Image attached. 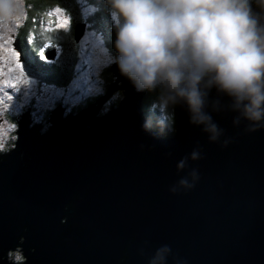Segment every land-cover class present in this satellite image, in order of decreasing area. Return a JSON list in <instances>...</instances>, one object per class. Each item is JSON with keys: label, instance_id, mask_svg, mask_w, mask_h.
Masks as SVG:
<instances>
[{"label": "water", "instance_id": "1", "mask_svg": "<svg viewBox=\"0 0 264 264\" xmlns=\"http://www.w3.org/2000/svg\"><path fill=\"white\" fill-rule=\"evenodd\" d=\"M86 27L76 25L77 42ZM111 70L104 95L68 116L60 105L48 131L29 113L19 120L15 147L0 154V264H264V128L249 131L212 88L203 111L215 140L183 105L162 136L143 127L147 91Z\"/></svg>", "mask_w": 264, "mask_h": 264}, {"label": "clouds", "instance_id": "2", "mask_svg": "<svg viewBox=\"0 0 264 264\" xmlns=\"http://www.w3.org/2000/svg\"><path fill=\"white\" fill-rule=\"evenodd\" d=\"M104 3L115 29V62L138 91H157L158 124L168 119L170 107L183 105L191 122L203 124L204 130L211 134L209 138L215 140L217 126L203 111L208 91L215 88L231 98L241 116L250 122L249 131L264 128V0H104ZM22 8L23 0H0V29H11L14 17L22 15ZM32 45L28 62L35 68L32 50L37 47ZM106 92L104 88L103 93L91 96L97 98L90 104ZM86 103L80 111L90 105ZM153 119L147 117L143 127L148 129ZM165 126L169 133L174 130L170 122ZM191 157L196 159L197 153H191ZM183 166L182 159L177 167ZM192 175L195 178V170ZM186 183L180 180V184ZM161 251L169 249L163 246L157 250V256ZM159 258L161 264H167L164 257Z\"/></svg>", "mask_w": 264, "mask_h": 264}, {"label": "rangeland", "instance_id": "3", "mask_svg": "<svg viewBox=\"0 0 264 264\" xmlns=\"http://www.w3.org/2000/svg\"><path fill=\"white\" fill-rule=\"evenodd\" d=\"M81 1L82 0H79L78 2L80 3ZM89 5L85 4L87 7ZM26 6V0H23L22 15L14 17L15 22L11 29L7 27L0 29V107L5 104H12L14 97L19 90L23 89L22 91H24L25 85H32L35 89L37 88L36 96H38L39 101H41L40 105L46 107L45 110L55 109L56 107L49 108L48 106L50 104L55 106L61 100L62 104L66 108L64 116H68L73 107L77 105L80 106L90 96L99 95L104 92V77L102 72L115 61V58L106 45V39L102 38L103 36L99 34L97 30L90 29L89 26V29L83 39L78 42L80 43L81 51L78 57V65L75 67L77 74L71 83L65 88H58L57 85L53 84L44 88L36 87V83L32 82L27 77V74L23 72L24 68L18 60L19 57L12 51L11 45V37L18 32V25H22L26 18ZM87 7L82 10L85 19L87 18V15L91 13H88L90 10L87 9ZM56 9H61L62 12L60 17H56L54 19L52 14L55 13ZM64 17H66L69 21L67 28H56V20ZM46 18V21L44 19L40 24L45 30L60 29L69 32L73 25L72 17L63 7L60 6H55L54 9L47 11ZM85 19L84 22H87ZM98 21L99 20H97V22ZM87 23L90 25L93 24V22L90 23L89 21ZM34 35V33L30 34V36ZM8 56H11L14 63L12 67L7 59ZM33 91H31L32 94ZM24 95L26 94L24 93ZM119 98L120 95L116 93L112 101H109L102 107L101 113H106L110 109L113 102ZM52 115L53 113L51 116ZM35 118L38 120L37 116H35ZM10 124L11 123L9 122H2V124H0L1 145L6 144L10 138V132L13 130L12 125ZM44 128V131L49 129L48 126ZM11 257L16 258V261L21 260L20 255L16 254L15 251L11 252Z\"/></svg>", "mask_w": 264, "mask_h": 264}, {"label": "trees", "instance_id": "4", "mask_svg": "<svg viewBox=\"0 0 264 264\" xmlns=\"http://www.w3.org/2000/svg\"><path fill=\"white\" fill-rule=\"evenodd\" d=\"M79 0H26V18L22 25H20L19 28V35L18 37L25 40L29 34L34 33L36 35V43L34 44L39 49H41L42 43H46L44 39H49L52 41L54 46H50V48H60V54L61 56L55 61L53 64H49L43 60V58H39V53L32 50L35 53V56L33 60L35 61V68L33 70H36L38 73L35 74V76L38 78L37 83L41 86H44L42 83L46 84H54L57 86H64L67 87L71 81L75 78V67L77 66L79 55H80V43L76 40V25L80 22H83L85 19L84 13L82 10L86 8L87 6L83 5L82 3L78 2ZM85 1L89 6L87 9L90 11L89 15H87L89 22H93V24L90 25V29H95L98 32L103 31L105 34H102V38L106 39V43L110 45V49H113V52L116 53V49L114 47V40L112 38L108 37L107 31H111L110 26V20L108 11L106 9L108 6L104 3V0H83ZM94 5H100L101 8V18H103L104 23L101 24V20L99 19V15L97 11H95ZM55 6H60L67 11V13L72 17V28L69 32L60 30V29H53V30H45L43 27H41L42 20L46 18V12L49 10L54 9ZM86 9V10H87ZM98 18V22H97ZM47 19V18H46ZM45 19V21H46ZM89 29V26H87ZM100 34V33H99ZM28 39V38H27ZM30 47V45H29ZM31 48V47H30ZM32 49V48H31ZM34 64V62H33ZM32 66L31 64H29ZM110 65L108 68H106L102 73L104 77V84H105V92L110 88L112 83L116 80V77L114 76ZM30 67V69H32ZM118 94L120 95V98L113 102V105H118L119 102L123 98V92L121 90L118 91ZM99 97V96H98ZM94 99H90L87 103L91 102ZM156 98H157V91H147L146 97H145V111L147 113V117L152 116L154 117L152 128L153 130L160 135L166 136L168 131L166 128L167 123H171L173 127V131H175L179 124V114H178V106H175V108H169L168 110V119L161 121L159 124L156 122L159 118V112L156 109ZM78 111V109H77ZM14 135V134H13ZM12 140V138H11ZM11 140L8 143V147L10 145L12 146ZM13 148V147H11ZM12 150V149H11ZM16 254L20 255L21 260L17 261L22 262L24 261V256L22 253L15 251ZM10 259L11 258V252L9 253Z\"/></svg>", "mask_w": 264, "mask_h": 264}, {"label": "flooded vegetation", "instance_id": "5", "mask_svg": "<svg viewBox=\"0 0 264 264\" xmlns=\"http://www.w3.org/2000/svg\"><path fill=\"white\" fill-rule=\"evenodd\" d=\"M94 8H95V11L99 12L98 13L99 19L101 20V24L103 25V23H104L103 18L104 17L101 18V13H100L102 6L94 5ZM106 11H108V8L106 9ZM107 13L109 15V12H107ZM97 20H98V18H97ZM109 20H110V26L112 28H111V31H107V34H108L109 38H112L113 40H115V29H114L113 22H112L110 16H109ZM100 32L103 35L105 34V32H103V31H100ZM18 39L20 40V43H21V47H22L23 56L25 58V61H22L20 59V53L18 51L15 50L14 52L19 57L18 60L24 68L23 72H25L27 74V77L31 81L36 80L33 75H35L37 72L33 69H30L31 66L28 63V61L30 60V57H31V51L29 49V43L27 41V38H25V40H24V39L18 37L17 35H13V42L14 41L16 42ZM32 39L36 41V38H32ZM44 41L48 44V46H49V43L51 44V46L52 45L54 46V44L52 43L51 40L44 39ZM109 47H110V45H109ZM110 50H111L113 56L115 57V54L117 52L114 53L113 49H110ZM7 59L10 63V66L12 67V65L14 63L11 59V56H8ZM22 90H19L16 93V95L14 97V101L12 104H5V105L0 107V124H2V122H9V123H11L10 125H12V129H13L10 132V138H9L8 142L4 145H1V142H0V154L6 153L15 147L16 141L18 139L17 132L19 129V120L22 118V116L24 114H26V113L30 114V118L32 119L33 124L34 123H41V124H43L44 127H46L48 125V120L51 116L52 109L45 110L46 107H39L38 106V104H40V103L38 102V98L36 96L37 92H36V89L32 85H29V86L25 85V90L24 91H22ZM31 91H33V94L31 93ZM24 93L26 95H24ZM59 103L60 102H58L56 105H58ZM48 107L54 108L52 104H50ZM80 108L81 107L78 106L73 111L78 112L82 109V108L81 109ZM77 109H79V110L77 111ZM35 116L38 117L37 118L38 120H36ZM44 130H45V128H44ZM11 138H12V140H11ZM0 140H1V138H0ZM10 140L12 142V146L10 145V147H8V143ZM11 147H13V148H11Z\"/></svg>", "mask_w": 264, "mask_h": 264}, {"label": "snow or ice", "instance_id": "6", "mask_svg": "<svg viewBox=\"0 0 264 264\" xmlns=\"http://www.w3.org/2000/svg\"><path fill=\"white\" fill-rule=\"evenodd\" d=\"M61 12H62L61 9H56L55 13L52 14L53 17H54V19H55L56 17H60ZM68 23H69V21H68V19H67L66 17L61 18V19H59V20H56V28H67ZM50 30H51V29H50ZM49 46H51L50 43H49Z\"/></svg>", "mask_w": 264, "mask_h": 264}, {"label": "bare ground", "instance_id": "7", "mask_svg": "<svg viewBox=\"0 0 264 264\" xmlns=\"http://www.w3.org/2000/svg\"><path fill=\"white\" fill-rule=\"evenodd\" d=\"M31 127H33V126H31ZM17 262V261H16Z\"/></svg>", "mask_w": 264, "mask_h": 264}]
</instances>
